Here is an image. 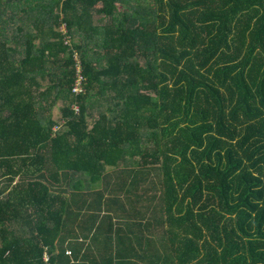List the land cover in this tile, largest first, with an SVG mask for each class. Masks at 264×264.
<instances>
[{
	"label": "trees",
	"instance_id": "obj_1",
	"mask_svg": "<svg viewBox=\"0 0 264 264\" xmlns=\"http://www.w3.org/2000/svg\"><path fill=\"white\" fill-rule=\"evenodd\" d=\"M0 264H264V0H0Z\"/></svg>",
	"mask_w": 264,
	"mask_h": 264
},
{
	"label": "crops",
	"instance_id": "obj_2",
	"mask_svg": "<svg viewBox=\"0 0 264 264\" xmlns=\"http://www.w3.org/2000/svg\"><path fill=\"white\" fill-rule=\"evenodd\" d=\"M93 23L95 26L98 24V16L97 15H96V18L93 19ZM123 167H124L123 164L119 167L118 166L113 167V168L109 167L108 171H109L110 180H107V177H105V179H104V181H105L104 184H107L110 186H113L115 183L116 184L122 183V186L124 188H122V190L120 191L121 195L118 196V194L113 193L110 188L108 190L105 188V190L102 191V196H99L96 199V201L98 203H101V211L112 215L113 221L115 223L119 222L118 217L122 213V210H119V211L116 210V207L119 206V204L117 202H119L121 204L120 201L122 200V202L124 204V201L126 198L125 191L128 189V185H130L131 181L134 178V175H133L134 173L131 170H130L131 171L130 172L128 169H127L128 170V172H127L125 170L126 168H123ZM112 169H114V170H112ZM116 169H118L121 172L124 170L125 175H122L121 173L115 174ZM144 170L147 172H144ZM156 176H157V174L153 171L150 172L148 168H141V172L137 178H138L140 183H143V185H142V187L139 188V190L145 189V187H146L145 184L151 183L153 181V178H155ZM123 183H125V185H123ZM68 196H69V200H70L69 206H70V210H71V214L68 215V218L74 217V220H77V224H72L70 226V229L68 230V233H66V234H68V236L80 234L79 235V243H81V242H83L84 237L81 236V232L79 231L80 228H78V225L80 223L82 224V219L86 220V216H84V213H83V211H85V210L80 211L83 199H81L80 197L73 198V197H71V194H68ZM106 204H108V206H106ZM150 214L144 215L143 213H139L140 219H144L146 222L149 223V220H147L148 219L147 217H150ZM99 219H101V218H99ZM108 230L109 229H105L98 236V237H100V241H99L98 246L101 245L102 247H104V249H105V247H107V244L109 243L108 239L110 237L108 236ZM146 235H149V233L147 232ZM85 243H86V246H89L88 242H85Z\"/></svg>",
	"mask_w": 264,
	"mask_h": 264
},
{
	"label": "built area",
	"instance_id": "obj_3",
	"mask_svg": "<svg viewBox=\"0 0 264 264\" xmlns=\"http://www.w3.org/2000/svg\"><path fill=\"white\" fill-rule=\"evenodd\" d=\"M64 29H65V26H64ZM68 43L69 42L67 41L66 44H68ZM74 59L76 61V77H75V83L73 86V93L76 96L84 95L87 92V87H86L87 78L85 77V75L83 73V67L81 65L82 63L80 61L78 54H75ZM72 108L76 113H79L80 108H79V105L77 103H75L72 106ZM57 129H58V127H56L55 131ZM46 262H48V259H46Z\"/></svg>",
	"mask_w": 264,
	"mask_h": 264
},
{
	"label": "rangeland",
	"instance_id": "obj_4",
	"mask_svg": "<svg viewBox=\"0 0 264 264\" xmlns=\"http://www.w3.org/2000/svg\"><path fill=\"white\" fill-rule=\"evenodd\" d=\"M64 29V25H63V27H62V29L61 30H63ZM60 106H61V104H59L58 106H56L55 107V109H54V111H53V113H54V117L56 118V119H58L59 117H60V115H61V109H60ZM57 127V126H56ZM56 127L54 128V130L56 129ZM124 168V167H123ZM131 168H133V167H130V168H128V170L130 171V170H132ZM112 170H114V169H112ZM116 170H118V169H116ZM127 171V170H126ZM128 172V171H127ZM107 180H110V178H107ZM66 189L67 190H69V191H71L73 188H68V187H66ZM102 189H105V188H102Z\"/></svg>",
	"mask_w": 264,
	"mask_h": 264
}]
</instances>
